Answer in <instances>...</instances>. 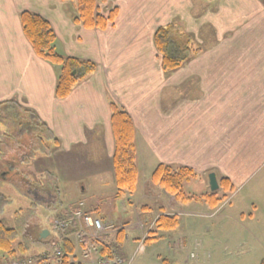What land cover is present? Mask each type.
I'll list each match as a JSON object with an SVG mask.
<instances>
[{"label":"rangeland","instance_id":"1","mask_svg":"<svg viewBox=\"0 0 264 264\" xmlns=\"http://www.w3.org/2000/svg\"><path fill=\"white\" fill-rule=\"evenodd\" d=\"M7 5L8 8L5 7ZM30 5L37 8L26 11L45 18L51 24L56 37L64 40V46L59 41L55 43L56 52L96 63L97 69L90 75L94 73L102 75L103 70L107 68L98 61L97 51L104 52L105 56L107 55L105 51H109L110 59L119 58L122 54L126 58L133 57L134 53L135 57L140 54V58L142 57V61L146 63L155 59L157 71L155 73L149 65H144L142 67L145 68L137 74H156L151 80L156 83L157 89L165 91L174 85V95H191L194 93L193 87L194 90L196 85L198 88V83L185 81V77L196 73L200 68L191 66L190 63L197 58L199 52H207L212 48L218 30L224 32L228 31L231 25L245 26L251 20L254 22L264 19V0H105L98 2V13L107 17L115 8L117 14L113 23L108 24L105 31H100L85 29L80 23L74 22L76 8L69 0L32 2L31 0H0V6L4 7L7 13L12 14L13 23L11 22L8 28L11 40L18 31L17 25L18 22L20 25L19 14L23 11L22 8ZM40 7H47V10ZM42 9L44 12H49L53 18L44 15ZM53 23H56L55 26ZM161 26L168 28L173 42L180 45L189 44L193 50H196V54L189 56L183 66L171 72H164L160 68V55L152 46L153 33ZM14 41L18 40L14 38ZM140 41L141 43L138 44ZM3 43H5L4 39L0 38V46ZM6 46L8 45L5 43L3 48L5 49ZM14 52L16 53L17 50ZM213 52H208L209 59L213 57ZM101 60L103 64H109ZM123 61L126 65L120 66L119 73V66H112V70L117 72L115 77L128 74L130 65L128 66L127 60ZM51 65L58 74L59 67ZM90 75L77 82L72 91ZM130 75L133 78L135 71L130 72ZM189 78L193 76L190 75ZM129 84L128 90L137 92L133 84ZM153 84L152 82L151 85ZM204 84L205 89L210 85ZM170 95L172 96L171 93ZM165 99L163 97L161 100L166 102ZM1 105L4 109V104ZM118 106L123 108L121 105ZM189 111L191 119H197L201 125H204V121L198 119L200 109L197 104H191ZM140 117L146 121L149 116L144 112ZM23 118L29 120L31 124L27 126L25 121L18 126L17 122L0 120V134H6L3 136L5 137L3 143L0 144L3 158L19 157L22 149L30 143L31 164L18 165L17 173L22 170L29 172L26 180L38 178L37 181L40 182L46 175L44 170L51 169L52 166L60 170L57 192L50 186H42L51 189L52 197L48 201L38 202L40 204L29 211H26L29 202L24 195L26 192H22V187L20 188L16 183V180H19L16 174L9 175L12 182L7 180L0 185V221L7 227L19 228L20 236L24 241L28 238L23 232L25 224L38 221V224L43 223L49 227L51 218L56 215L51 209L57 202L58 194L59 209L70 211L78 201H83L89 208H99V212L104 213L115 226L124 225L123 237L121 234L120 238H113L112 248L125 259L126 264H260L264 261V166L258 169L242 187H236L234 192L221 199L215 207L206 203L201 196L186 203L177 202L181 209V213L177 212L178 224L174 229L165 230L158 228L155 220L163 212L172 214L168 206L170 200L165 194L161 195L159 190L157 194L154 191L151 193V188L155 189L159 186L153 184L149 178L159 162L151 161L150 155L147 154L140 157L137 160L138 181L135 190L118 197L112 158L110 160L100 156L103 145L96 146L97 144L90 145V143L89 146L80 145L74 148L71 154L66 153L55 157L54 160H48L45 158L46 154H43L47 149L42 146L43 144L38 145L40 143L37 136L43 133L41 128L36 127V122L30 118ZM35 119L47 129L36 116ZM25 129L30 130L26 136L23 134ZM13 139L18 142L5 146ZM148 180L149 182L145 184ZM208 180V176L197 175L184 182L185 190L192 192V195H199L205 191L203 188ZM11 184H16L19 190L11 187ZM30 187L32 190L35 189L33 185ZM161 191L163 192L162 189ZM208 191H210L209 186ZM161 207L165 209L162 211ZM30 249L29 254H34L38 247L32 245Z\"/></svg>","mask_w":264,"mask_h":264},{"label":"crops","instance_id":"2","mask_svg":"<svg viewBox=\"0 0 264 264\" xmlns=\"http://www.w3.org/2000/svg\"><path fill=\"white\" fill-rule=\"evenodd\" d=\"M35 7L30 5L24 9ZM40 8L47 10V7ZM24 9L22 8L23 11ZM42 13L48 18H53L43 9ZM12 20L11 12L7 13V10L0 6V38L8 45L5 49V43L0 46V103H16L33 111L38 120L47 127L58 141L55 145L51 144L53 148H50L49 152L44 150L43 154H46L45 157L50 158L49 160L66 153L71 154L77 146H87L89 143L103 145L100 156L111 160L113 134L108 103L114 101L123 106L132 118L136 134V163L140 157L147 154L150 155L151 161L174 167L186 166L202 177L214 172L217 179L221 176L227 177L233 184L234 191L264 166L263 18L254 22L246 21L248 23L245 26L231 25L228 31L216 32L212 48L207 52H199L197 58L190 63L191 66L200 67L196 73L190 74L193 78L188 79L190 75L185 77V81L198 83V88L197 85L196 90L193 87L194 93L191 95H174V85L165 91L157 89L156 83L151 80L156 74L138 75L137 73L145 68L142 67L144 65H149L156 73L157 61H142L140 54L135 57L133 48V57L127 58L122 54L119 58L110 59L109 51H105L106 56L104 52L97 51L98 61L107 68L103 70L102 75H90L65 99H57L54 96L57 74L50 63L35 55L18 21V31L14 35L18 41H14L13 37L11 40L8 28L10 23H13ZM53 24L55 26L56 23ZM70 27L72 28L71 24ZM57 41L64 46L63 39L57 37ZM140 43L141 41L138 44ZM153 49L156 52L154 46ZM95 50L93 51L96 52ZM210 51H214L211 59L208 53ZM101 59L109 64H103ZM123 60H127L128 66L130 65L128 74L115 77L117 72L112 70V66H119V73L120 66L126 65ZM134 71L132 78L130 72ZM129 83L133 84L137 92L128 90ZM204 83L210 85L205 89ZM163 97L166 102L161 100ZM191 104L199 106L198 119L203 120L204 125L197 119H191ZM144 112L149 116L146 121L140 117ZM26 156L30 157L31 153ZM1 158L0 153V160ZM59 171L52 166L45 171L48 175L45 177L43 174L44 178L40 182L48 187L51 183L50 187H54L57 192L55 188L58 187ZM148 182L149 180L145 184ZM49 189H39L36 192L39 202L48 201L52 197ZM151 189V193L157 194L160 191L161 195L165 194L169 198V212L181 213L180 205L174 196L162 192L159 187ZM203 190H208V183ZM31 193L28 195H33ZM56 199L51 212L68 217L69 210L58 208V194ZM90 209L110 221L104 213L99 212V208ZM164 209L160 208L162 211Z\"/></svg>","mask_w":264,"mask_h":264},{"label":"trees","instance_id":"3","mask_svg":"<svg viewBox=\"0 0 264 264\" xmlns=\"http://www.w3.org/2000/svg\"><path fill=\"white\" fill-rule=\"evenodd\" d=\"M69 1L73 2L76 8V17L74 18V22L80 23L85 29L104 30L108 24L113 23L117 14V10L115 8L108 13L107 17L98 13V2H105V0ZM19 21L23 35L30 44L35 55L43 61L59 67V73L57 74L54 86V96L57 99L67 98L77 82L81 81L96 70L97 65L92 60H83L76 57L64 56L56 52L55 43L57 42V37L51 24L42 16L34 12L24 10L19 14ZM152 42L156 52L160 55V65L164 72H171L180 68L189 56L196 54V50H193L189 44L180 45L173 42L167 27H158L153 33ZM4 106L5 107L3 109V106L0 103V120H9V122L13 121L14 123L17 122L16 124L18 126L22 125L26 121L28 126V124H31L30 121L24 120L23 118L28 117L33 122H36L35 126L40 127L43 132L37 136V139L39 140L38 142L40 143L38 145L43 144V146L47 149L46 151L49 152L50 148H53V145L57 144L58 141L50 133V131L48 129H44L35 119L33 111L20 107L16 103H8ZM109 109L110 126L113 134L112 168L115 185L117 187L116 196L121 197L125 193H132L138 181L135 127L129 114L116 103L110 102ZM29 131L25 129L23 132L27 135V132L29 133ZM3 136H6V134H2L0 144H2L5 139ZM51 144L53 145L51 146ZM29 159L30 157L26 156L25 161L18 158L17 162L21 163L23 161L22 166H28V164H31V160L28 161ZM15 161L16 160L12 163L17 164ZM2 162L7 164L9 160L5 159V161ZM13 174H16L18 179L21 181L23 180V176H26L24 181H29L31 183L30 185L34 186L35 192L39 191V189L40 191L45 189L42 187L44 184L37 181L38 178L35 180L32 179V181L29 179L26 180L30 174L29 172H24L22 170V172H14ZM196 176L197 174L189 167H174L169 164L159 163L154 168L149 178L153 184L158 185L166 194L174 196L176 202L182 203L192 201L193 199L201 196L206 203L215 207L221 199L226 198L228 194L234 191V186L231 181L227 177L221 176L218 178L219 188L217 190H207L199 195L189 194L185 190L184 182H187ZM17 181L18 180H16V183ZM49 184L51 186V183ZM16 188L17 187H15V189ZM31 188L32 187H30V191H26V194H24L26 197L29 196L27 192H32ZM52 188L54 189V187ZM57 188L58 187L55 189ZM49 195L51 194L49 193ZM32 196L28 197L30 203L26 211H29L40 204L38 203L39 200L34 199ZM100 217L104 219L102 215H100ZM37 222L31 221L30 223L25 224L24 228L37 227V225H39ZM155 223L160 229H174L178 224L177 214L162 213L157 217ZM121 234L122 232H119L116 239L120 238ZM25 235L28 238L24 241V239L20 236L19 228L7 227L2 223V221H0V263L3 260L17 255H26L30 252L31 246L38 242L39 234L31 233L27 230ZM58 241L64 245H67V242L70 243L68 238H59ZM260 264H264V261Z\"/></svg>","mask_w":264,"mask_h":264},{"label":"built area","instance_id":"4","mask_svg":"<svg viewBox=\"0 0 264 264\" xmlns=\"http://www.w3.org/2000/svg\"><path fill=\"white\" fill-rule=\"evenodd\" d=\"M117 230L78 201L68 217L51 218V234L36 243V255H17L0 264H126L112 248ZM59 238H68L70 243L61 244Z\"/></svg>","mask_w":264,"mask_h":264},{"label":"flooded vegetation","instance_id":"5","mask_svg":"<svg viewBox=\"0 0 264 264\" xmlns=\"http://www.w3.org/2000/svg\"><path fill=\"white\" fill-rule=\"evenodd\" d=\"M17 143L18 142V140H12L11 142H8L5 146H10L11 145V143ZM14 143V144H15ZM29 144H27V147H25V148H23L22 149V153L20 154V156L19 157H17V158H14V160H16L15 162H17V159L18 158H20V159H24L23 157L24 156H26L27 155V153L29 154V152H30V145L28 146ZM136 148V147H135ZM28 149V150H27ZM11 152V151H10ZM9 152V153H10ZM2 154V153H1ZM113 155V154H112ZM10 157V156H9ZM46 159H50V158H47V157H45ZM5 159H8L9 160V162H7V164H4L2 161H5ZM13 160V158L12 157H10V158H6V157H4L3 158V154H2V158H1V160H0V185H3L5 182H7V180L9 181V182H12L11 180H12V178L9 176L10 174H12V175H14L13 173L14 172H17L18 170V166H17V164L18 165H21L22 166V164H23V161H25V160H23L21 163H19V162H17V164H15V163H12V162H14V160ZM29 161V160H28ZM112 164V163H111ZM137 164V163H136ZM2 165V166H1ZM9 165V166H8ZM29 165V164H28ZM47 170V169H46ZM43 172H45V170L43 171ZM46 173V172H45ZM46 175H48L47 173H46ZM24 178H25V176H23V180L21 181V180H18L17 181V184H19L18 186L21 188L22 187V192L23 191H30V182L29 181H24ZM46 182H47V180H45ZM44 181V183H46ZM12 186L11 187H17V185H15V184H11ZM16 189H18L19 190V188L17 187ZM21 191V190H20ZM28 194L29 193H31V192H27ZM32 194H33V198L34 199H39V198H37V196L36 195H38L35 191H33L32 192ZM28 197H30V195L28 196ZM28 197H27V200L29 201V199H28ZM39 197H40V195H39ZM5 201V200H4ZM6 203L8 202V201H5ZM29 203L30 202H28V204H27V208H28V206H29ZM41 225H37V227L35 226V227H33V228H26V229H24V233L25 232H27V230H29L31 233H40V230H41Z\"/></svg>","mask_w":264,"mask_h":264},{"label":"water","instance_id":"6","mask_svg":"<svg viewBox=\"0 0 264 264\" xmlns=\"http://www.w3.org/2000/svg\"><path fill=\"white\" fill-rule=\"evenodd\" d=\"M208 184H209V189L211 191H215L219 188V184H218V181H217V178H216V175L214 172H210L208 174ZM48 231L47 230H44L42 232H40V237H46L48 235Z\"/></svg>","mask_w":264,"mask_h":264}]
</instances>
